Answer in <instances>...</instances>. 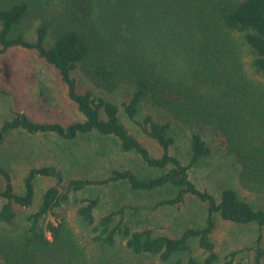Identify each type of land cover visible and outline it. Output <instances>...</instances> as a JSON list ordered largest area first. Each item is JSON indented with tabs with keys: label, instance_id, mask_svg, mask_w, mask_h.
I'll return each instance as SVG.
<instances>
[{
	"label": "trees",
	"instance_id": "1",
	"mask_svg": "<svg viewBox=\"0 0 264 264\" xmlns=\"http://www.w3.org/2000/svg\"><path fill=\"white\" fill-rule=\"evenodd\" d=\"M16 46L58 72L82 118L63 124L14 111L1 119L0 146L13 132L49 133L64 142L96 133L114 137L148 172L111 168L103 177H74L59 188L42 183L59 177L53 165L32 164L16 183L6 151L0 160V264H262L260 229L246 262L237 259L238 249L221 259L212 233L217 218L263 227L264 209L232 187L218 196L199 188L189 170L214 153L205 133L211 128L236 159L240 185L264 193V0H0V54ZM172 51L183 52L177 66ZM76 69L123 100L79 91ZM120 108L156 142L158 155L130 132ZM147 108L156 114L140 116ZM187 128L184 161L172 149ZM115 182L157 205L195 197L204 204L203 223L160 231L128 216L130 205L96 214L98 196L73 199L76 225L64 216L47 220L74 192Z\"/></svg>",
	"mask_w": 264,
	"mask_h": 264
},
{
	"label": "rangeland",
	"instance_id": "2",
	"mask_svg": "<svg viewBox=\"0 0 264 264\" xmlns=\"http://www.w3.org/2000/svg\"><path fill=\"white\" fill-rule=\"evenodd\" d=\"M175 52H173L172 62L177 66L182 61L180 55L183 52ZM73 74L79 91L90 89L96 95L104 96L117 103L123 100V96L118 92H107L94 86L79 69H76ZM14 111L25 112L38 121H59L63 124L82 118L75 104L67 97L66 86L60 80L58 72L36 52L17 46L0 54V123L1 119L12 116ZM155 111L153 108H147L140 113V116L147 112L156 114ZM119 115L130 132L138 137L154 155L161 152L156 142L143 134L136 123L127 118L121 108ZM185 130H181L177 144L172 149V152L184 161L186 160V142L184 141L189 133L188 128ZM205 133L207 139L213 140L214 153L203 157L193 165L189 170L190 178L199 188L206 189L215 196H218L223 188L232 187L255 208L264 209V193L248 190L240 185L237 180L239 165L236 159L226 154L219 144V136L213 135V129L206 128ZM6 151L12 152L9 170L16 183L21 182L26 168L32 164L53 165L59 177H48L42 183L44 186L56 185L59 188H62V185L70 178L103 177L111 168H129L139 174L148 172L133 152L120 149L114 137L96 133L81 136L71 142H64L49 133L31 135L13 132L0 146V160L4 162ZM83 196L100 198V207L96 210V214L121 205H130L131 208L127 209L128 216L135 218L140 224L148 223L151 227L164 232L186 225H201L205 216L204 204L190 195L177 206L157 205L156 199L130 191L124 182H115L105 186H90L74 192L70 201L54 209L47 216V220L56 222L64 216L76 225L73 199ZM134 207L137 210L133 209ZM259 229L264 247V226L259 228L255 224L238 225L217 218L212 238L221 259L229 251L238 249L241 251L237 254V259L244 262L251 260L253 251L248 248L254 245Z\"/></svg>",
	"mask_w": 264,
	"mask_h": 264
}]
</instances>
